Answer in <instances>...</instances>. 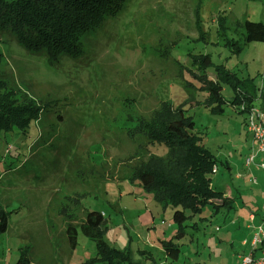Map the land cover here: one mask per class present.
<instances>
[{"label": "rangeland", "instance_id": "1", "mask_svg": "<svg viewBox=\"0 0 264 264\" xmlns=\"http://www.w3.org/2000/svg\"><path fill=\"white\" fill-rule=\"evenodd\" d=\"M244 20L264 24V0H125L117 14L82 36L79 56H63L57 66L26 51L13 36H1L0 81L19 91L17 99H33L43 110L25 132L0 136V205L9 212L7 229L0 232V264H15L22 246L31 247L30 264L86 262L96 251L95 241L78 227L86 211L106 215L102 238L129 249L135 261L195 264L207 259L210 235L212 264H241L234 253L249 252V244L238 249L249 239L247 215L252 212L264 225V154L245 162L255 153L247 111L264 113V42H243L237 23ZM225 38L240 49L226 46ZM204 54L211 61L204 72L210 79L217 68L236 76L221 80L223 97L228 100L237 89L253 94L249 107L240 111L241 105L227 101L223 112L211 111L205 84L192 75L194 58ZM162 104L163 111H181L193 120V131L217 160L211 184L221 194L233 192L231 214L240 225L228 227L221 212L200 224L205 230L187 227L189 233L177 241V259L155 245L163 232L176 230L170 206L130 177L149 155L166 156V146L149 142L139 125L145 117L158 118ZM209 211L211 205H205L203 213ZM68 224L78 230L74 249L65 233ZM216 224L228 234L218 246ZM145 249L151 257L142 260L139 252Z\"/></svg>", "mask_w": 264, "mask_h": 264}, {"label": "trees", "instance_id": "2", "mask_svg": "<svg viewBox=\"0 0 264 264\" xmlns=\"http://www.w3.org/2000/svg\"><path fill=\"white\" fill-rule=\"evenodd\" d=\"M125 0H0V40L5 34L13 36L18 45L28 52L41 53L47 63L57 66L63 56H79L82 51L81 38L84 34L100 28L107 17L117 14ZM225 23V22H224ZM223 23V24H224ZM241 27L243 42H264V24L260 21L244 20L237 23ZM226 46L240 49L234 40L224 39ZM2 52L0 51V60ZM193 76L205 84L209 94L208 105L213 112H223L222 103L245 105L249 107L254 95L234 89L233 97L226 100L222 93L221 80L236 79L223 68H217L219 74L210 79L205 69L211 64L209 54L194 58ZM223 71V72H221ZM0 81V136L12 130L25 132L33 120H37L43 110L42 103L33 99L20 101L16 97L19 91L6 88ZM236 87V88H235ZM25 96V95H24ZM25 99V98H24ZM239 107V106H238ZM155 113L158 118L145 117L141 121L140 133L149 142L159 141L167 148L164 155H149V159L133 167L131 178H136L141 186L153 192L156 199L172 208V221L176 233L161 242L166 257L177 259L180 248L177 243L187 233L186 221L206 204H212L214 213L220 208H232L231 200L211 186L210 174L216 165V158L202 144L201 135L194 132V122L190 117L179 113L163 111V104ZM243 109H240L242 111ZM168 154V155H167ZM175 154V157H171ZM173 161V165L165 164ZM214 199H221L213 205ZM8 213L0 208V232L7 229ZM81 233L95 241L96 251L82 264H146L132 259L129 249H117L103 238L107 228V219L99 211H86L84 220L79 223ZM65 233L71 249L76 247L78 230L72 224L66 225ZM16 264L31 263V247L22 246ZM142 260L148 259L150 253L140 250Z\"/></svg>", "mask_w": 264, "mask_h": 264}, {"label": "crops", "instance_id": "3", "mask_svg": "<svg viewBox=\"0 0 264 264\" xmlns=\"http://www.w3.org/2000/svg\"><path fill=\"white\" fill-rule=\"evenodd\" d=\"M252 145H253V148H254V145H255V143L253 142V140H252ZM226 168L227 169H229L230 168V165L228 164V165H226ZM261 168V167H260ZM263 169V168H262ZM216 170H217V167H216ZM212 171H214V167H213V169H212ZM140 184V183H139ZM210 186L214 189V190H216V191H218V192H220L219 190H217V189H215V187L210 183ZM226 189H228V186L226 185ZM235 190V189H234ZM221 193V192H220ZM222 195V197L224 198V197H227V199L228 200H231L230 202H231V204H232V208L231 209H227L226 207H222V208H220V210L217 212V213H214V211H213V209H212V204H206V205H211V211H209V212H207V213H203V208H204V206L202 207V209H201V212L200 213H197V214H195V215H192L188 220H190V221H192V224H188L187 223V221H186V224L188 225V228H191L192 230H200V229H202V230H205V227H200V224H203V222L205 223V224H207V223H210L211 222V220L213 219V218H216V216L217 215H219V213H223V215H222V218H223V221H228V227L229 226H231V228L232 229H236V227L238 228V229H240V225H239V217H236V218H232V210L235 208L234 207V202H235V199H234V196H233V192L232 191H229V192H224V193H222L221 194ZM221 202V199H214L213 200V205H215V204H219ZM0 208H2V209H4L5 211H7L2 205H0ZM170 210H171V220H172V208L170 207ZM102 213V215H103V217H105L106 218V215L103 213V212H101ZM238 214H239V216L241 217L242 216V214L238 211ZM252 216V217H251ZM198 220H197V219ZM237 219V220H236ZM246 220V222H248V224L247 225H245V228L246 229H248L249 230V233H248V236H249V239L247 240V238H244V239H242L240 242H239V248L238 249H240L241 251L244 249V247H246V245L247 244H249V246H250V239H251V234H252V232H253V230H254V228L257 226V225H259V224H262V223H259V222H256L257 220H256V218H255V215L251 212V213H249L248 215H247V219H245ZM249 222L251 223L250 225H249ZM187 228V229H188ZM224 229H225V227H221V226H219L218 224H216L215 226H214V228H213V233H215V236H216V238H217V242L215 243L216 245L215 246H218L219 244H220V241H222V239H225V238H227L228 237V234L224 231ZM238 231H240V230H238ZM176 233V230H175V232L174 231H170L168 234H166L165 232H163V235L162 236H160V237H162V238H159L157 241H158V243L157 244H155V245H157V246H159L160 247V249H161V251L163 250L162 249V246H161V242L162 241H166V240H169V239H171L173 236H174V234ZM187 233H189V231L187 230ZM186 233V234H187ZM190 233H192V232H190ZM237 234H238V232H237ZM167 235V236H166ZM226 235V236H225ZM238 236V235H237ZM247 236V237H248ZM168 237V238H167ZM185 237V236H184ZM183 238V237H182ZM191 240H193V238H192V235H191ZM249 242V243H248ZM206 246H207V248H208V251H207V255H208V257H207V259L206 260H203V261H198V262H196L195 264H212V257L210 258V255H211V253L212 252H214L215 250L209 245L210 243H211V240H210V235L209 236H207V239H206ZM21 245H19V247H20ZM153 247H154V245H153ZM155 248V247H154ZM233 250L234 251H236L237 252V248H233ZM144 251H146V252H148V253H152L151 251H149V250H144ZM164 251V250H163ZM249 251H250V249H249ZM160 252V251H159ZM165 253V252H164ZM193 253L194 254H198V251H197V249H193ZM249 253V252H248ZM256 253V255H258V251L257 252H255ZM226 254L227 253H225L221 258H220V260H222L223 258L225 259V257H226ZM236 256V258L238 259V260H240V257L242 256V254H239V253H234ZM180 255V254H179ZM245 255V254H244ZM219 256H220V254H219ZM18 259V258H17ZM227 259H229V257L227 258ZM17 261V260H16ZM15 264H16V262H15ZM150 264H155V263H152V262H150ZM213 264H218L217 262H215V263H213Z\"/></svg>", "mask_w": 264, "mask_h": 264}, {"label": "built area", "instance_id": "4", "mask_svg": "<svg viewBox=\"0 0 264 264\" xmlns=\"http://www.w3.org/2000/svg\"><path fill=\"white\" fill-rule=\"evenodd\" d=\"M241 109H244V105L241 104ZM248 116L246 117V126L252 140L255 143L254 150L249 157L246 158V165L253 163L256 154H264V113L259 109L250 108ZM260 166L264 168V163ZM252 217V216H251ZM258 251V255L255 252ZM241 264H264V225H257L250 239V251L248 254L240 257Z\"/></svg>", "mask_w": 264, "mask_h": 264}]
</instances>
